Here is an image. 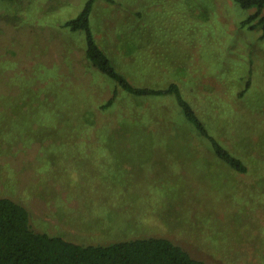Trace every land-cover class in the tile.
Segmentation results:
<instances>
[{
  "label": "rangeland",
  "instance_id": "1",
  "mask_svg": "<svg viewBox=\"0 0 264 264\" xmlns=\"http://www.w3.org/2000/svg\"><path fill=\"white\" fill-rule=\"evenodd\" d=\"M86 1L0 0V196L36 231L76 243L157 236L209 264H264V38L240 26L255 9L95 0L90 14L115 67L140 86L178 82L240 172L171 97L119 90L101 107L115 85L64 25Z\"/></svg>",
  "mask_w": 264,
  "mask_h": 264
},
{
  "label": "trees",
  "instance_id": "2",
  "mask_svg": "<svg viewBox=\"0 0 264 264\" xmlns=\"http://www.w3.org/2000/svg\"><path fill=\"white\" fill-rule=\"evenodd\" d=\"M95 0H87L76 17L64 25L71 31L85 34V57L115 87L102 108L112 109L122 93L139 99L170 100L185 119L202 137L211 143L213 153L233 169L244 172L246 165L207 131L196 111L184 97L179 83L170 81L165 85L140 86L130 82L108 57V53L95 41L90 28V14ZM108 1V0H107ZM244 9L254 8L240 22L247 29H261L264 38V0H234ZM137 48H139L137 46ZM84 57V58H85ZM85 58V59H86ZM169 74V69L166 71ZM168 76H166L167 80ZM246 85H249L247 80ZM173 103V102H172ZM178 106V107H177ZM177 110V111H178ZM0 264H209L186 250L182 245L165 237H138L120 239L104 244H84L61 236L36 231L31 225L27 208L7 196H0Z\"/></svg>",
  "mask_w": 264,
  "mask_h": 264
},
{
  "label": "crops",
  "instance_id": "3",
  "mask_svg": "<svg viewBox=\"0 0 264 264\" xmlns=\"http://www.w3.org/2000/svg\"><path fill=\"white\" fill-rule=\"evenodd\" d=\"M109 56V55H108ZM111 58V57H110ZM168 79V78H167Z\"/></svg>",
  "mask_w": 264,
  "mask_h": 264
}]
</instances>
